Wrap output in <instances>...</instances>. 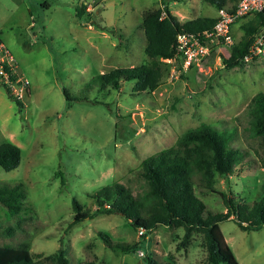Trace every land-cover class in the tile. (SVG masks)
Listing matches in <instances>:
<instances>
[{
  "label": "rangeland",
  "instance_id": "obj_1",
  "mask_svg": "<svg viewBox=\"0 0 264 264\" xmlns=\"http://www.w3.org/2000/svg\"><path fill=\"white\" fill-rule=\"evenodd\" d=\"M166 2L179 21L215 14L203 0ZM80 3L87 17L76 16ZM159 5L160 0H0V39L29 82L21 108L0 85V143L20 148L18 166L0 168V182H21L25 191L18 214L8 216L0 205V246L24 245L36 264H54L58 248L69 264H146V254L203 264L200 233L182 245L181 228L157 225L139 238L124 217L104 213L68 226L71 198L93 213L97 204L90 194L102 186L116 181L140 192L141 159L200 123L222 130L229 146L241 152L233 174L227 180L216 176L214 188L247 204L261 196L264 147L250 133L247 110L250 98L264 92V59L226 69V52L219 53L211 65L191 67L176 79L163 77L153 92H134L132 81L118 89L99 85L98 73L146 61L139 22ZM247 18L233 24V42ZM195 192L211 211H224L218 193L200 187ZM218 227L238 264H264V226L242 230L224 220ZM98 231L139 247L111 250Z\"/></svg>",
  "mask_w": 264,
  "mask_h": 264
},
{
  "label": "trees",
  "instance_id": "obj_2",
  "mask_svg": "<svg viewBox=\"0 0 264 264\" xmlns=\"http://www.w3.org/2000/svg\"><path fill=\"white\" fill-rule=\"evenodd\" d=\"M203 1L216 10L228 7L232 0ZM160 5L165 13L163 18L159 17L160 9L157 7L145 12L139 22L145 39L143 53L146 61L136 66L117 67L98 73L96 79L101 87L118 89L122 82L132 81L131 89L134 92H153L167 71L160 59L172 55L175 35L210 29L215 22V16H197L179 21L170 13L166 0H160ZM75 14L77 17L85 15L83 3L75 8ZM248 16L250 17L239 25L242 33L230 45L228 55H221V64L226 69L241 63L240 58L253 37L264 29L263 14ZM216 56L215 51H211L202 64L211 65ZM0 85L7 97L21 108V100L10 95L4 84ZM63 95L68 98L64 90ZM247 111L250 116V133L259 137L264 147V92H257L250 98ZM227 142L228 138L222 130L206 123L180 133L172 145L141 159L138 174L144 188L140 192L133 194L127 186L116 181L102 186L90 194L97 204L93 213L82 210L81 205L71 198L73 213L68 226L99 213L119 214L133 229H142L139 238L145 237L146 232L157 225L181 228L182 245L188 244L193 233L202 235L203 264H238L223 239L218 223L230 219L242 230H257L264 226V182L260 185L261 196L251 204L236 202L214 188L216 176L227 180L240 159L241 152L230 147ZM19 161L20 148L10 141L1 142L0 168L4 171L12 170L18 166ZM196 187H200L203 193H218L224 211L208 209L196 195ZM24 198L25 191L21 182H0V205L8 216L21 211ZM97 235L103 245L111 250L127 252L139 247L138 243L113 241L102 231H98ZM144 259L146 264H177L171 255L163 261H157L148 254ZM53 261L54 264H69L61 248L56 249ZM0 264L36 263L28 248L23 245L16 248L0 246Z\"/></svg>",
  "mask_w": 264,
  "mask_h": 264
},
{
  "label": "built area",
  "instance_id": "obj_3",
  "mask_svg": "<svg viewBox=\"0 0 264 264\" xmlns=\"http://www.w3.org/2000/svg\"><path fill=\"white\" fill-rule=\"evenodd\" d=\"M160 18L165 16L162 5H159ZM254 13L264 16V0H236L228 7H220L215 10V22L210 29L195 33L180 32L175 35L172 46V55L162 58L160 61L167 67L163 77L168 80L176 79L180 74L186 73L191 67H199L202 61L209 57L211 51L226 52L233 43L230 26L238 19ZM215 57V58H216ZM254 59H264V29L258 32L247 46L240 58V62H248ZM162 77V78H163ZM161 78V79H162ZM0 83L4 84L10 95L21 99L28 93L29 82L19 74L17 64L11 52L0 39ZM142 229H138V236ZM142 251H137L142 256Z\"/></svg>",
  "mask_w": 264,
  "mask_h": 264
},
{
  "label": "crops",
  "instance_id": "obj_4",
  "mask_svg": "<svg viewBox=\"0 0 264 264\" xmlns=\"http://www.w3.org/2000/svg\"><path fill=\"white\" fill-rule=\"evenodd\" d=\"M230 3L233 5L234 3H235V0H232V1H230ZM170 11V10H169ZM170 13H172V11H170ZM214 16H215V14H214ZM248 17H250V16H248ZM235 23V22H234ZM233 23V24H234ZM233 24H231V26H230V32H231V35H232V32H233V29H232V26H233ZM230 177V176H229ZM228 177V178H229ZM230 220V219H229ZM230 238H231V236H230ZM223 239H224V241L226 242V244L229 246V248H230V244H229V241H228V238H225L224 236H223Z\"/></svg>",
  "mask_w": 264,
  "mask_h": 264
}]
</instances>
